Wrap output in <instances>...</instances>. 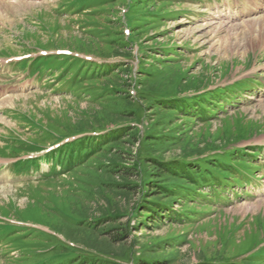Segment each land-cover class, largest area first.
<instances>
[{
	"label": "rangeland",
	"instance_id": "obj_1",
	"mask_svg": "<svg viewBox=\"0 0 264 264\" xmlns=\"http://www.w3.org/2000/svg\"><path fill=\"white\" fill-rule=\"evenodd\" d=\"M62 1L69 0H0V264H79L84 258L89 264H138L145 260L146 250L152 257L153 249L156 256L169 258L165 264H233L242 260L264 264V31L248 28V23H264V11L232 18L238 0H183L185 10L177 6L175 12L168 10L171 5L161 7L162 1L156 0H138V4L137 0H85L76 1L75 6L82 4L83 10L92 7L96 14L84 11L78 15L62 9ZM129 3L134 9L130 14V7L126 14L129 32L125 33L123 16ZM220 12L224 15L219 16ZM152 13L162 17L155 18ZM112 47L131 48L132 54L129 58L111 56ZM58 49L77 58L42 56L43 62L34 66L31 62L24 70L22 64L8 62L28 54L35 57L42 50L53 55ZM81 59L92 61L84 65ZM58 62L68 65L71 75L80 68L92 71L97 63L116 65L110 77L85 83L73 93L58 81ZM117 64L124 65L118 69ZM146 69L154 81L159 77V88L167 84V90L160 92L161 99L163 95L189 98L199 90L244 77L262 83L239 96L227 89L232 102L219 103L225 112L210 104L204 122L197 118L186 123L184 117L170 120L182 129L181 138L172 140L170 151L153 157L177 161L181 152L177 146L187 145L189 150L204 151L199 162L206 161L204 166L210 169L197 174L202 175L189 203L196 202L182 209L193 216L176 217L180 204L174 203L173 215L159 226L150 218L140 223L151 214L149 209L142 210L143 200L158 201L152 191L137 185L143 174L130 169L134 161L142 165L151 156L142 149L139 136L128 149L118 145L115 150V145L108 143L106 149L111 154L74 156L73 161L62 156L50 170L51 161H56L50 155L46 160L40 157L38 169L25 163L11 164L29 146V151L37 152L29 157L40 156L44 151H36L39 144L56 142L60 146L80 135L97 137L96 133L102 135L113 128L110 116L119 114L118 120L128 115L130 107L121 104L119 96L110 92L102 99L85 95L86 88L98 83V89L113 87L118 80L121 85L129 84L126 102L132 101V109L139 110L137 116L142 121L126 124H134L140 133L149 131V122L155 118L138 89ZM180 86H189L191 91L178 93ZM220 92L213 94L214 100ZM156 130L167 132L161 127ZM61 138L66 141L62 143ZM91 142L102 151L98 141ZM249 145L259 146L261 151L246 149ZM63 150L70 149L65 146ZM117 150L125 151L118 166L110 158ZM194 169L192 173L199 170ZM123 176L130 183L126 190L118 187ZM82 207L87 221L78 212ZM100 215L103 219H99L94 236L100 252L69 245V239L78 238L71 233L80 225L78 221L86 226ZM162 246L164 254L158 253Z\"/></svg>",
	"mask_w": 264,
	"mask_h": 264
},
{
	"label": "trees",
	"instance_id": "obj_2",
	"mask_svg": "<svg viewBox=\"0 0 264 264\" xmlns=\"http://www.w3.org/2000/svg\"><path fill=\"white\" fill-rule=\"evenodd\" d=\"M162 1L163 2L161 4V7L168 6V4H166L167 0H162ZM145 2H147V0H145ZM136 3L138 4V0L136 1ZM98 5H101V4H98ZM160 10L162 11V9ZM92 12L93 14L95 13L94 11ZM159 17L161 18L162 16H159ZM122 41L130 43L129 41H126V39H123V38H122ZM123 49L125 50L119 49L117 47H112L111 56L121 55V56H125L126 58H129L132 54V49L131 48H123ZM61 63L62 62L57 63V65L59 66L58 68L59 70L58 77H60L59 80L62 81V85L64 87L66 85V87L74 88L75 90L73 91L76 93H78L79 91L78 87L85 83L92 82L93 80L99 81L105 77H110V75L115 73L114 66L116 65V64L114 65V64H98L97 63L95 64V67L93 68L92 71L90 67L86 68L85 70L80 68L79 70H74L73 74L71 75L69 72L70 69L68 65L64 67V65H61ZM87 64L88 63H84V65H87ZM117 65H118L117 68L120 69L124 64H117ZM145 71H146L145 76L144 75L142 76L144 78H141L140 81L138 82L139 84H141V88H138V87L137 88L140 91V97H143L144 101H146L149 105L150 113L151 115H153L152 119L155 118L154 122L152 121H151L152 123L149 122V125H150L148 128L149 131H146V132L144 131L140 133L138 132L137 127H135L134 125H131V123H129V125L126 124L127 121L129 122L130 120L132 121L135 119L136 120L138 119V121H142V119H139L137 116L139 110L137 109L134 110V108L132 109V105H131L132 101H129V103L126 102V100L128 101L127 98L129 97V95H128V92H126L125 90H128L126 86H128L129 84L123 83L121 85L120 80H118L117 81L118 84H116V82L112 83V84H115V86L112 85L113 87H106V88L102 87L103 89H98L99 88L98 86L99 83H98L97 85H94V86H90V87L87 86L88 88L85 89V93H86L85 95L94 97V99H102L104 98L105 96L104 94L106 92H110L111 95L119 96L121 100V104L125 102L126 105L130 107L129 114L128 115L123 114V116L125 117H123V119H118V120L116 119V116L119 117L118 116L119 114L116 116L106 115L107 118H109L110 116V119H111L110 126L113 128L109 129L106 133L99 135L97 137L84 136V137H81L80 139L75 140L74 142L67 143L66 145H64L63 147L57 150L56 155L59 157L68 156L72 160L74 156L90 157L92 155L97 154V152L109 153L106 149L108 143L111 144L112 146L115 145L114 146L115 148L113 147L115 150H116V146L118 145L125 147L124 149H128L129 146L135 145V142L138 139L137 137L139 136L143 143V145L141 144L142 149H145V151L151 156H148L145 159L146 160L145 164H142V165H138V163L135 165L136 162L134 161L130 169H133L137 173H141V175L143 174L140 180V183L137 185H139L140 187H145L146 189L148 188L149 189L148 191H152L155 197L154 199L158 201L156 203H153V202H147V200L145 199L143 200L144 204L142 206V210L147 211L146 209H149L148 212H150L151 214L147 218L145 217L144 221L140 220V223L142 224V223L148 222L150 218L154 220L151 222L153 223L155 222L159 226V223H163L166 217L173 215L174 209H173L172 204L174 203L180 204V209H177L176 210L177 213H175L177 215L176 217L183 218L186 216L194 215V213L192 212H188L184 214L186 211H184L183 213L182 209L185 204L189 203V200L191 201L195 197L194 192L198 188L197 181L199 177H201L202 175V174L201 175H197V174L200 172V170L207 171V168L206 166H204L203 162L201 165L199 161L197 162V160H194L195 159L194 157L198 158V156L202 155L204 151L203 150L198 151L197 148L193 150H189L188 149L189 146L187 145L177 146L178 148L181 149V152L178 155L179 159L177 161L173 160V162H163V160L154 158L153 155H156V154L161 155L162 153L170 151L173 146L172 140H178V138H181L182 129L180 127L177 128L172 125V121H170L172 117H175V120L179 119L180 117L182 118L184 117V119H186L185 120L186 123L189 120L193 121L195 119L194 112L188 111V110H190L192 107L195 106L194 110L197 111V114L203 115L204 118L208 120L206 113L209 110L207 111L204 110L200 112L201 107L209 108L210 103H214V104L219 103L218 100L217 101L214 100L213 94L215 95L217 91L221 90V88H218V90L216 91L209 90L207 92H204L203 94L190 96L189 98L179 97V96H169L165 98V96L163 95L161 99L160 96L162 94L160 92H162L161 91L162 89L167 90V84H162L164 82L162 83L160 82L163 88H159L160 87V85H158L159 77L155 76L154 78L156 80L154 81L153 78L151 79V75H152L151 72L147 69ZM66 83H71V86H67ZM73 83L75 84V86H73ZM178 89L180 90L178 93L183 92V91L184 93L185 92L187 93V91H191V88L189 86H183V87L180 86V88ZM123 91L125 94H121ZM202 95L207 96L206 101H209L207 102L208 104L201 103ZM220 95H221V92H220ZM147 96L152 97V98L150 99L146 98ZM179 103L184 105V108L179 107L178 106L180 105ZM179 108L183 109L182 116H179L177 114L179 111ZM123 111L124 110H122L121 113H123ZM92 119L94 120L93 116H92ZM158 127L167 129L166 134H161L162 132L158 133V131L156 130L158 129ZM103 129H107V128L105 127ZM84 132H87V131H84ZM48 135L51 136L50 134ZM91 139L93 142L94 141L99 142V149H101L102 151H98V149H95L93 147ZM178 141L175 143H178ZM102 145L104 146L103 148H101ZM65 146H67L70 150L64 151L63 148ZM28 149H32V146H29ZM124 152L117 150L116 152L113 153V155H111V157L109 155V157L111 158V162L115 163V165L118 166L119 163L123 161L122 157H123ZM109 154H111V152ZM116 168H119V167H116ZM192 168H195L194 170H197V169L199 170L198 172L192 173L191 172ZM126 177L123 176V179L119 183L120 185L117 184L120 189H125V190L128 189L130 183ZM135 187H138V186H135ZM160 199L165 200V202L161 203L159 201ZM112 200L114 201V197H112ZM167 201L169 202L167 203ZM195 202L196 200H194V202L192 201V203H195ZM192 203H189V204H192ZM110 211L111 212L109 213H112V210ZM78 212L81 214V216L84 217V220L87 221L89 217L82 214L83 212H85L83 211V207ZM107 215H110V214L107 213ZM99 217L96 219L94 218L93 221H91L90 223L87 222L86 226L81 224L82 220L78 221L80 225L75 227L74 228L75 230L73 229V232L70 231L71 233L78 236V238L75 237L77 241L72 240V239H69L68 241L74 243V245L76 246H81L82 248L83 247L86 248L87 252H95V253L100 252L98 250H100L101 248H99V246H96L94 244L96 243L95 242V237H96L95 229L97 228V225L99 224V221H100L99 219H103V216L101 217L100 215ZM159 249H160L159 250L160 252L158 253H161V254L165 253L166 248L164 246L160 247ZM80 251H83V250H80ZM155 251L156 250L154 249L152 250V257H150V255L148 254L149 250H146L145 252L146 254L145 255L143 254V256H145V260H144L145 262L143 261V258H142L139 260L138 264H142V263L143 264H165L166 262L169 261V258L167 256H164V255L156 256L154 254ZM259 255L261 256L262 253H260ZM87 263L89 264L86 258H84L81 262H79V264H87ZM213 264H216V263H213ZM233 264H253V262L248 261V260H242V261H239L238 263H233Z\"/></svg>",
	"mask_w": 264,
	"mask_h": 264
},
{
	"label": "bare ground",
	"instance_id": "obj_3",
	"mask_svg": "<svg viewBox=\"0 0 264 264\" xmlns=\"http://www.w3.org/2000/svg\"><path fill=\"white\" fill-rule=\"evenodd\" d=\"M246 23H248V21H246ZM259 24H255L254 22H252L251 24L248 23V28L252 29L254 27H257L258 29H260V31H264V23L263 22H258ZM263 37V36H262ZM261 37V38H262ZM258 40V39H257ZM255 41V40H254ZM258 43V42H257Z\"/></svg>",
	"mask_w": 264,
	"mask_h": 264
}]
</instances>
